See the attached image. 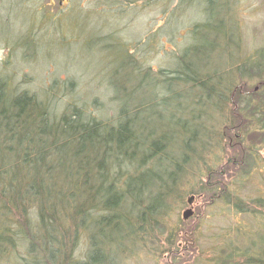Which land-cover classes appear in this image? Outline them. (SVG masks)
<instances>
[{
  "label": "rangeland",
  "instance_id": "obj_1",
  "mask_svg": "<svg viewBox=\"0 0 264 264\" xmlns=\"http://www.w3.org/2000/svg\"><path fill=\"white\" fill-rule=\"evenodd\" d=\"M206 22L219 30L214 37L227 47L212 54L202 47L192 59L194 66L207 65V75L219 69L226 83L243 88V95L264 93L258 91L264 83V0H0V79L7 80L12 96L27 92L47 102L54 124L69 104L111 120L122 104L113 84L124 86L131 110L138 104L134 87L150 68L142 76L150 86L139 93L158 95L159 82L170 78L189 45L203 36L213 38L204 30L193 34ZM135 59L143 67L140 72L129 70ZM257 123L248 126V137L240 134V145L230 141L231 133H221L223 127H215V140L202 151L204 166L187 168L170 185L171 192L167 189V200L157 192L165 177L158 188H148L145 175L140 176L158 156L146 153L136 171L111 160V181L121 188L114 190L124 192L111 217L125 222L126 236L117 252L111 250V264H264V143L258 144L264 128ZM254 140L256 148L249 149ZM249 151L255 155L247 167ZM130 175L136 176L137 193L126 197ZM156 199L163 210L156 208ZM184 212L190 213L186 220ZM17 218L5 216L9 231L16 229ZM60 221L68 224L65 218ZM86 249L81 243L74 256L84 258Z\"/></svg>",
  "mask_w": 264,
  "mask_h": 264
},
{
  "label": "trees",
  "instance_id": "obj_2",
  "mask_svg": "<svg viewBox=\"0 0 264 264\" xmlns=\"http://www.w3.org/2000/svg\"><path fill=\"white\" fill-rule=\"evenodd\" d=\"M208 25H197L193 34H206L204 30L213 38L203 36L202 42L189 45L170 78L159 82L158 95L139 93L150 86L147 77H142L150 68L140 74L134 87L138 104L131 110L124 86L113 84L122 104L111 120L89 116L83 106L69 104L54 124L47 102H39L27 92L12 96L7 93V80L0 79V262L111 264V250L117 252L121 238L126 237L121 227L125 222L117 215L111 217V210L120 207V194H124L114 190L121 188L111 181V160L114 165L129 163L138 170L146 153L158 156L151 170L140 176L145 175L148 188H158L165 177L157 192H163L160 194L167 200L170 185L177 184L187 168H195L200 162L204 166L202 151L215 140V127H223L221 133H231L230 141L238 145L240 134L248 137V126L255 121L262 131L264 101L259 97L264 93L251 96L249 91L243 95V88L232 81L226 83L219 69L207 75V65L194 66L192 59L202 47L210 54L227 47L221 37H214L219 30ZM130 63L129 70L140 72L143 68L137 59ZM238 102H242L240 108L235 106ZM171 106L167 113L165 109ZM166 122L170 126H164ZM249 145V149L256 148L257 142ZM253 155L249 151L244 157L247 167ZM135 177L130 175L126 180V197L137 193ZM155 204L158 209L165 208L160 199ZM12 214L19 219L18 223L14 220L16 229L9 231L4 218ZM60 218L68 220L66 227L61 226ZM81 243L87 249L85 257L79 259L74 255Z\"/></svg>",
  "mask_w": 264,
  "mask_h": 264
},
{
  "label": "water",
  "instance_id": "obj_3",
  "mask_svg": "<svg viewBox=\"0 0 264 264\" xmlns=\"http://www.w3.org/2000/svg\"><path fill=\"white\" fill-rule=\"evenodd\" d=\"M258 88L256 87L254 90L256 91ZM192 201V198H190L187 203L190 204V202ZM190 213L189 212H184L182 215V219L186 220L189 217Z\"/></svg>",
  "mask_w": 264,
  "mask_h": 264
},
{
  "label": "flooded vegetation",
  "instance_id": "obj_4",
  "mask_svg": "<svg viewBox=\"0 0 264 264\" xmlns=\"http://www.w3.org/2000/svg\"><path fill=\"white\" fill-rule=\"evenodd\" d=\"M193 200V199H192Z\"/></svg>",
  "mask_w": 264,
  "mask_h": 264
}]
</instances>
